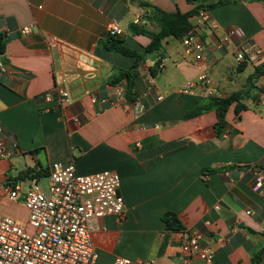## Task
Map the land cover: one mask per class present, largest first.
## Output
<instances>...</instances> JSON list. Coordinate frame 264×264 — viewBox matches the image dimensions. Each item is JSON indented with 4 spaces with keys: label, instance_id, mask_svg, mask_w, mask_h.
I'll list each match as a JSON object with an SVG mask.
<instances>
[{
    "label": "crops",
    "instance_id": "crops-1",
    "mask_svg": "<svg viewBox=\"0 0 264 264\" xmlns=\"http://www.w3.org/2000/svg\"><path fill=\"white\" fill-rule=\"evenodd\" d=\"M223 1L209 10L218 30L201 34L206 59L187 55L181 38L167 39L161 51L145 56L135 86L142 103L138 113L133 104L105 109L91 102L92 96L113 97L114 78L135 62L105 48L110 23L119 22L125 46L142 53L151 39L133 34L130 26L140 20L136 25L159 30L145 17L143 3L171 13H188L198 3L0 0V32L12 37L5 60L0 55V137L8 151L0 161V193L11 184L31 187V175L40 171L48 172L40 180L46 188L54 163H73L82 176L114 171L121 178L126 216L93 221L96 264H114L118 258L183 264L189 254L184 232L200 235L202 245L215 253L213 264H254L257 256L264 264V190L253 189L255 174L264 172V0ZM25 28L30 33L23 34ZM232 30H242L244 37L224 43ZM242 50L258 53L257 61L239 63ZM163 59L164 71L153 77L151 69ZM203 73L214 81L215 97L244 95L246 110L238 118L234 104L222 134L214 111L187 118L214 97L204 88L179 92ZM60 87L71 96L64 106L57 98ZM48 93L54 97L50 101ZM169 212L179 217L184 231L166 228L163 216ZM0 214L22 223L29 218L23 199L3 198Z\"/></svg>",
    "mask_w": 264,
    "mask_h": 264
},
{
    "label": "built area",
    "instance_id": "built-area-1",
    "mask_svg": "<svg viewBox=\"0 0 264 264\" xmlns=\"http://www.w3.org/2000/svg\"><path fill=\"white\" fill-rule=\"evenodd\" d=\"M135 23L140 24L141 21L137 20ZM208 30L216 31L218 25L209 11H201L193 17L191 30L181 38L185 53L197 61L206 59L207 45L201 34ZM30 31L25 28L22 33L27 34ZM123 34L119 22L112 21L109 36L117 38ZM243 37L242 30H232L225 35L223 41L231 43L233 38ZM257 57L258 53L250 50H242L236 56L239 63L246 60L255 62ZM165 64L166 60L163 59L158 65L159 72L164 71ZM1 71L6 72L4 67ZM148 84L151 89L154 87L152 78L148 80ZM199 88L206 89L209 96L215 97L217 94L214 81L206 73L196 80L187 81L179 92L190 95ZM57 91L59 104L67 105L70 102V92L61 87ZM52 98L54 97L50 93L45 95L48 101ZM158 100H163V97H158ZM91 102L105 109L133 104L138 113L142 111L141 100L131 102L126 97V89L122 83L116 85L113 97L92 96ZM7 156L6 143L0 137V161ZM47 180L46 188L36 179L32 180V186L27 189L23 184L3 186L0 200L5 197L12 201L23 199L29 210V218L22 223L0 214V264H96L98 255L93 242V221L106 216L119 219L126 216L125 201L120 194L119 174L103 171L82 176L77 174L73 163H54ZM253 189L263 192L264 172L255 174ZM182 241L189 253L183 259V264H196L194 258L201 259L205 264H213L215 253L202 245L199 234L184 232ZM114 264L133 262L128 258H118Z\"/></svg>",
    "mask_w": 264,
    "mask_h": 264
},
{
    "label": "trees",
    "instance_id": "trees-1",
    "mask_svg": "<svg viewBox=\"0 0 264 264\" xmlns=\"http://www.w3.org/2000/svg\"><path fill=\"white\" fill-rule=\"evenodd\" d=\"M202 1L205 2L206 0H189V2L192 4H198L194 10L188 13H182L181 11H177L174 13L166 12L152 4L143 3L142 7H144L147 11L145 17L152 23L156 24L159 27V30L152 31L136 24H132L130 26V32H132L133 34L143 35L151 39L150 45L142 53L133 51L126 47L124 39L120 37H109L108 41L104 45L108 51L128 56L135 60L131 69L121 72L113 80L114 85L122 83L125 86L126 97L131 102H134L136 100V80L139 77V70L142 65V62L144 61L145 56L161 51L163 44L167 39L182 38L186 33L191 30L192 18L195 15L199 14L201 11L212 10L215 7L224 5L227 2L221 0L211 5H204ZM152 11L154 12L153 15L151 14ZM11 39L12 37L8 33L0 32V55L4 60L7 46ZM262 70L264 71V67H262ZM262 70L261 68H258L256 74H261ZM159 73L160 72L158 70V65L151 69V74L153 77H157ZM243 98L244 95L242 93H235L227 98L209 97L204 100L194 112L188 114L187 118L199 116L204 113L214 111L216 112L218 118L216 130L218 134H222L228 125L226 116L230 108L234 104H236L235 113L238 118H240L241 111L246 110V106L242 104ZM47 175L48 172L46 171L34 172L31 175V178L40 181ZM163 221L166 224V228L168 230L184 231V227L179 217L172 212L166 213L163 216ZM259 259L260 256H257L254 259V264H258Z\"/></svg>",
    "mask_w": 264,
    "mask_h": 264
},
{
    "label": "water",
    "instance_id": "water-1",
    "mask_svg": "<svg viewBox=\"0 0 264 264\" xmlns=\"http://www.w3.org/2000/svg\"><path fill=\"white\" fill-rule=\"evenodd\" d=\"M151 14L153 15V14H154V12L152 11V12H151ZM258 169L260 170V168H258Z\"/></svg>",
    "mask_w": 264,
    "mask_h": 264
},
{
    "label": "rangeland",
    "instance_id": "rangeland-1",
    "mask_svg": "<svg viewBox=\"0 0 264 264\" xmlns=\"http://www.w3.org/2000/svg\"><path fill=\"white\" fill-rule=\"evenodd\" d=\"M25 185H26V186H28V184H27V183H26ZM5 203H6V201H5ZM4 216H5V215H4Z\"/></svg>",
    "mask_w": 264,
    "mask_h": 264
}]
</instances>
